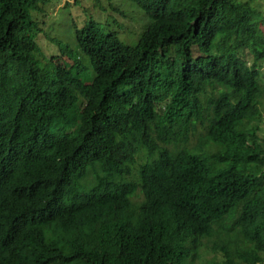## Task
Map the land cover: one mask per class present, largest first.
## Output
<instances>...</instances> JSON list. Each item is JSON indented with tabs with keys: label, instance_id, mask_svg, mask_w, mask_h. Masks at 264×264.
Masks as SVG:
<instances>
[{
	"label": "trees",
	"instance_id": "1",
	"mask_svg": "<svg viewBox=\"0 0 264 264\" xmlns=\"http://www.w3.org/2000/svg\"><path fill=\"white\" fill-rule=\"evenodd\" d=\"M46 1L0 0V264H192L212 236L207 264L260 262L253 0H129L148 19L133 45L89 21L50 57Z\"/></svg>",
	"mask_w": 264,
	"mask_h": 264
},
{
	"label": "rangeland",
	"instance_id": "2",
	"mask_svg": "<svg viewBox=\"0 0 264 264\" xmlns=\"http://www.w3.org/2000/svg\"><path fill=\"white\" fill-rule=\"evenodd\" d=\"M253 3L257 11L264 16V0H253ZM114 8L118 12H115ZM121 12L123 16L120 15ZM31 17L39 22L40 31L35 36V40L46 57L52 56L55 50L61 49V46H66L75 52L79 48L75 32L89 21L96 22L104 32H115L119 39L129 44L132 43L130 45L137 41L145 29V24H148V19L143 12L129 0H47L39 12H31ZM118 24L122 27L120 31ZM246 59L249 63L251 62L249 56ZM83 65L87 70L84 72L85 77L89 78L90 66L87 61ZM83 74L81 79L84 80ZM261 74L264 86V63L261 66ZM261 98L264 99V93ZM262 103L264 105V101ZM261 110L262 120L252 121L251 125H257L261 136H264V109ZM203 133L198 129L190 136L189 143L197 144L198 136H203ZM208 150L215 152L217 149L208 147ZM141 162L138 161V163ZM136 174L137 170H133V176ZM215 241L213 236L209 239H202L201 246L198 248V256L192 264H207L211 260H219L220 253H213L210 250V247L216 244ZM256 264H264V256Z\"/></svg>",
	"mask_w": 264,
	"mask_h": 264
}]
</instances>
